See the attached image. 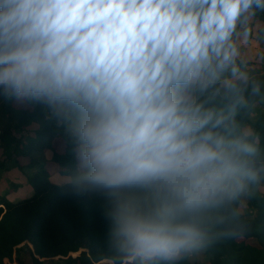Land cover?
Instances as JSON below:
<instances>
[{
    "label": "clouds",
    "instance_id": "9594fccd",
    "mask_svg": "<svg viewBox=\"0 0 264 264\" xmlns=\"http://www.w3.org/2000/svg\"><path fill=\"white\" fill-rule=\"evenodd\" d=\"M257 10L264 0H0V103L66 125L73 189L106 197L129 264L200 250L260 181L259 147L233 130L249 79L233 38ZM209 89L229 104L198 102Z\"/></svg>",
    "mask_w": 264,
    "mask_h": 264
},
{
    "label": "trees",
    "instance_id": "16d2710c",
    "mask_svg": "<svg viewBox=\"0 0 264 264\" xmlns=\"http://www.w3.org/2000/svg\"><path fill=\"white\" fill-rule=\"evenodd\" d=\"M252 18L264 23V11L257 10ZM261 60L264 72V54ZM254 84H259V94H253ZM240 89L244 99L236 104L234 134L255 143L258 158L264 160V74L250 77L247 83L240 84ZM14 102L0 103V149L6 154L12 148L13 162L32 194L12 202L7 199L8 192L0 193V264L10 260L18 246H27L26 243L32 248L33 264L54 258L62 264L103 260L129 264L109 242V223L104 215L106 197L101 193L77 195L73 189L78 161L66 125L51 118L40 105L24 102V107L17 108ZM198 102L219 110L230 101L209 89L198 95ZM252 113L256 115L254 120L250 119ZM33 122L38 127L30 131ZM245 126L250 127V134L245 133ZM57 141L62 142L61 148L56 147ZM46 151L49 158L43 155ZM47 165H52L55 173L69 176V180L53 182ZM260 181L264 184V176ZM254 185L247 190V211L238 210L240 194L226 212H221L225 222L212 228L203 247L209 256L207 264H264V194L253 191ZM76 252L78 256H70ZM183 257L173 264H189Z\"/></svg>",
    "mask_w": 264,
    "mask_h": 264
},
{
    "label": "rangeland",
    "instance_id": "374dc122",
    "mask_svg": "<svg viewBox=\"0 0 264 264\" xmlns=\"http://www.w3.org/2000/svg\"><path fill=\"white\" fill-rule=\"evenodd\" d=\"M234 41L238 48V56H237V64L239 65L241 71L246 72L248 77H257L264 74L262 69V60L261 57L264 54V23L260 20L253 19L252 17L238 22L237 25V33L234 35ZM14 106L17 108L24 107V101H15ZM259 106L257 105L256 108ZM255 113L250 115V119L254 120ZM0 121V128H1ZM38 127V124L33 122L29 129L33 131ZM244 131L246 134L251 133V129L249 126L244 127ZM27 135V133H26ZM62 142H56V147L61 148ZM12 148L5 154L0 149V193L8 192L7 199L12 202H17L22 199L28 198L32 194L31 188L26 184V180L24 175L21 173L19 168L14 164V156L11 154ZM45 158H49V151H46L44 154ZM37 159L38 156H37ZM24 162V161H22ZM50 166V167H49ZM49 167V171L51 174L50 179L53 182H65L69 180V176L63 173H55L52 165H47ZM264 176L262 173L261 177ZM252 190L259 193L264 194V184L259 181L255 183L252 187ZM247 191L245 193H241V199L239 202L238 210L239 212L244 213L247 211ZM27 246L21 244L14 251L10 260L5 259L4 264H33L32 261V248L26 243ZM79 252L75 254H70L72 257L78 256ZM185 262L192 263H200L207 264L209 261V256L205 252L203 248L198 251H194L183 257ZM41 264H62V262L57 259H47L41 260ZM128 261V260H125ZM124 261V262H125ZM78 264V263H76ZM94 264H113L111 261L103 260Z\"/></svg>",
    "mask_w": 264,
    "mask_h": 264
},
{
    "label": "built area",
    "instance_id": "2783aa9c",
    "mask_svg": "<svg viewBox=\"0 0 264 264\" xmlns=\"http://www.w3.org/2000/svg\"><path fill=\"white\" fill-rule=\"evenodd\" d=\"M109 261V260H108Z\"/></svg>",
    "mask_w": 264,
    "mask_h": 264
}]
</instances>
